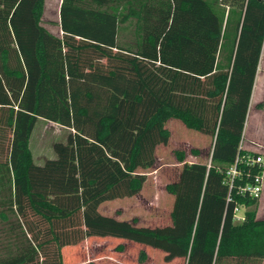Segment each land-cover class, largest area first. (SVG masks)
<instances>
[{"label": "trees", "instance_id": "1", "mask_svg": "<svg viewBox=\"0 0 264 264\" xmlns=\"http://www.w3.org/2000/svg\"><path fill=\"white\" fill-rule=\"evenodd\" d=\"M42 12L43 0H0V264H78L63 250L88 239L118 241L109 251L124 259L129 241L165 263L264 264L258 199L237 192L262 168L240 165L230 201L225 184L237 156H256L239 145L264 0H61L60 37L41 25ZM171 119L213 140L204 162L174 152L171 225L102 215L101 204L142 190ZM38 120L68 130L41 166L29 150ZM146 257L140 250L137 260Z\"/></svg>", "mask_w": 264, "mask_h": 264}, {"label": "rangeland", "instance_id": "2", "mask_svg": "<svg viewBox=\"0 0 264 264\" xmlns=\"http://www.w3.org/2000/svg\"><path fill=\"white\" fill-rule=\"evenodd\" d=\"M60 3L61 0H43V12L41 16V25L58 37L61 36L58 27ZM121 40L130 44L134 43L131 32L123 33L121 35ZM259 110L260 112L256 111L247 114L242 142L247 139H256L259 140L260 144L264 145V102L261 104V109ZM166 128L171 134L170 141L167 145L159 146L157 148L156 163L151 169L145 171L147 178L142 190L137 196L127 202L129 208L128 217H134L133 220L137 226L162 227L168 223L173 198L165 191V185L177 180L180 169V165H178L176 161L174 152L176 150L184 151L186 153L185 160L188 161L191 159L189 151L192 148L197 147L203 149L202 152L204 155H206L207 151L210 152L211 150L212 139L210 137L203 136L196 131L185 128L178 120H168L166 122ZM67 134L68 130L66 128L54 123L38 120L29 141V150L33 162L36 165L41 166L46 160L54 159L55 154L52 149L53 144L64 143ZM206 158L208 159V157ZM263 196L264 186L260 195V204L257 207L258 217L262 216V213L259 212L264 210ZM244 211L245 209L242 208L240 213L243 214ZM124 242L128 243L126 244L128 247L127 259H124L126 264H183V260L181 259L165 263L161 251L129 241ZM68 249L69 248L63 250L62 254L64 261L77 262V259L80 256L78 247L67 252ZM139 249L144 251L147 256L143 263H139L137 260L140 251ZM84 252L87 256L88 250L85 249ZM114 255L112 250H108L105 258H113ZM95 263L94 260L91 262V264ZM83 264L88 263L86 261Z\"/></svg>", "mask_w": 264, "mask_h": 264}, {"label": "crops", "instance_id": "3", "mask_svg": "<svg viewBox=\"0 0 264 264\" xmlns=\"http://www.w3.org/2000/svg\"><path fill=\"white\" fill-rule=\"evenodd\" d=\"M264 47V46H263ZM263 94H264V55H263V49L254 81V86L252 89V94L250 98V103L248 107V112L247 114H251L252 112H260L259 109H261V104L264 102L263 99ZM263 109V108H262ZM247 118V116H246ZM246 122V121H245ZM245 125V124H244ZM244 130V129H243ZM171 135V134H170ZM243 135V133H242ZM171 138V136H170ZM170 141V139H169ZM246 141V142H245ZM243 140V150L252 152L256 155H261L262 158L264 157V145L259 143V140L256 139H247ZM213 140L211 141V146H212ZM261 147V148H260ZM158 148V147H157ZM200 151V156L203 155L201 151L203 149L197 148ZM211 151V150H210ZM157 152V149H156ZM210 152H206V155L203 158L194 157L189 159L187 162L193 163V162H200V161H205L206 157L209 155ZM179 165V164H178ZM263 186H264V172H263ZM262 186V188H263ZM132 198H125L121 200H114L110 202H105L99 206V212L108 217L115 218L116 220L120 221H127L131 222L133 221L134 217L129 218V208L127 205L128 200ZM264 201V196L262 198ZM260 204V198L258 199V205ZM257 207H256V218L258 220H264V210H261L259 213H262L261 217H258L257 215ZM171 210V209H170ZM170 214V212H169ZM171 225V219L169 216V221L165 226ZM113 240V239H112ZM110 240V239H88L85 240L83 243L80 244L79 247V254H80V262L78 264H83L84 262H92L93 260L96 262L95 264H126L124 261V256L122 254H118L113 258L106 259L105 256L107 255V251L110 250V247L113 246L114 242H118L115 240ZM88 250V255L86 256L84 250ZM92 250V251H91ZM91 251V252H90Z\"/></svg>", "mask_w": 264, "mask_h": 264}, {"label": "built area", "instance_id": "4", "mask_svg": "<svg viewBox=\"0 0 264 264\" xmlns=\"http://www.w3.org/2000/svg\"><path fill=\"white\" fill-rule=\"evenodd\" d=\"M243 142L241 140V143L239 145V149L243 150L242 146ZM244 164L245 166L252 167V166H258L262 168L261 173L254 174V175H247V177L251 178V182L245 183L244 185L237 186V192L241 195H248L249 197L253 199H259L261 192H262V183H263V172H264V162L261 155H247L245 157L243 156H237L234 163L227 169L226 171V179L225 184L228 186V197L227 201L231 200L230 192L235 187V181L237 179H241L243 175V170L240 168V165ZM243 207H235L234 208V220L235 222H240L243 220V214L240 213L241 209Z\"/></svg>", "mask_w": 264, "mask_h": 264}]
</instances>
